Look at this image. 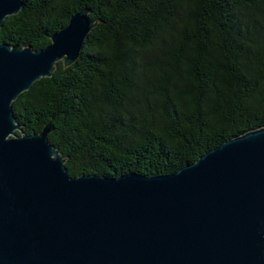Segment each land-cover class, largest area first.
I'll list each match as a JSON object with an SVG mask.
<instances>
[{"label":"trees","instance_id":"16d2710c","mask_svg":"<svg viewBox=\"0 0 264 264\" xmlns=\"http://www.w3.org/2000/svg\"><path fill=\"white\" fill-rule=\"evenodd\" d=\"M82 9L77 59L10 103L68 177L173 174L264 127V0H21L0 44L40 50Z\"/></svg>","mask_w":264,"mask_h":264},{"label":"water","instance_id":"95a60500","mask_svg":"<svg viewBox=\"0 0 264 264\" xmlns=\"http://www.w3.org/2000/svg\"><path fill=\"white\" fill-rule=\"evenodd\" d=\"M20 7L0 0V25ZM87 14L40 50L0 44V264H264V127L173 174L71 178L49 124L24 135L14 122L10 103L77 59Z\"/></svg>","mask_w":264,"mask_h":264},{"label":"rangeland","instance_id":"374dc122","mask_svg":"<svg viewBox=\"0 0 264 264\" xmlns=\"http://www.w3.org/2000/svg\"><path fill=\"white\" fill-rule=\"evenodd\" d=\"M17 133V132H16ZM18 134V133H17Z\"/></svg>","mask_w":264,"mask_h":264}]
</instances>
